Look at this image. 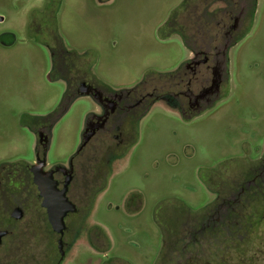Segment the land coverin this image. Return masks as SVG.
<instances>
[{"label": "flooded vegetation", "instance_id": "af4514ba", "mask_svg": "<svg viewBox=\"0 0 264 264\" xmlns=\"http://www.w3.org/2000/svg\"><path fill=\"white\" fill-rule=\"evenodd\" d=\"M200 1L191 10L184 0L179 17L175 13L163 26L165 37L183 41L188 57L175 70L147 75L131 89L100 82L85 55L67 47L55 24L61 0H42L38 8L43 4L47 12L36 20L30 9L26 12L24 36L47 50V80L60 83L62 91L51 113L23 122L33 137L31 159L0 162V264H63L84 230L90 249L106 256L101 264H122L107 257L110 239L88 222L109 177L129 157L139 124L154 105L162 103L190 120L229 97V51L249 34L257 6V0ZM14 42L13 32L0 34L1 47ZM81 97L91 101L92 109L78 145L64 161L50 162L54 128ZM240 147L231 167L199 176L210 199L197 209L170 195L167 202L178 205L166 213L162 206L153 210L160 243L152 264H264V137L253 156L244 144ZM62 196L74 210L65 214L60 236L44 203L55 205ZM137 196L131 194L124 207L130 216L138 207L129 200ZM40 232L51 238L45 247L30 241V234Z\"/></svg>", "mask_w": 264, "mask_h": 264}, {"label": "rangeland", "instance_id": "374dc122", "mask_svg": "<svg viewBox=\"0 0 264 264\" xmlns=\"http://www.w3.org/2000/svg\"><path fill=\"white\" fill-rule=\"evenodd\" d=\"M41 1L0 0V34L16 35L10 47L0 46V162L31 159L33 137L23 122L51 113L62 91L60 83L47 80V50L24 36L26 12L30 9L34 20L47 12L43 4L38 8ZM183 1L61 0L55 24L67 47L85 55L97 80L113 89H131L147 75L175 70L188 57L183 41L163 31L169 17H179ZM200 2L184 4L192 10ZM229 67L233 89L222 103L190 120L158 103L140 122L129 157L116 166L88 220L110 239L107 257L122 264H152L160 243L153 210L162 206L166 213L178 205L167 202L170 195L197 209L210 199L199 183L204 171L231 167L242 144L253 156L264 137V0H257L249 34L230 49ZM91 109V101L81 97L61 117L50 162L64 161L76 149ZM135 193L139 196L129 202L138 209L130 216L124 207ZM86 233L63 264L106 260L90 249ZM30 238L41 247L51 240L45 232Z\"/></svg>", "mask_w": 264, "mask_h": 264}, {"label": "water", "instance_id": "95a60500", "mask_svg": "<svg viewBox=\"0 0 264 264\" xmlns=\"http://www.w3.org/2000/svg\"><path fill=\"white\" fill-rule=\"evenodd\" d=\"M2 20L3 17L0 16V22ZM44 205L47 207L48 221L52 227V230L61 236L64 230V216L67 212L74 210L73 205L69 203L63 196L61 200L55 201V205L48 203H44ZM60 242L61 239L58 240V244Z\"/></svg>", "mask_w": 264, "mask_h": 264}]
</instances>
